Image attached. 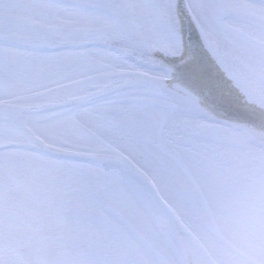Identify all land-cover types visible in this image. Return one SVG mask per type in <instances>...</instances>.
I'll use <instances>...</instances> for the list:
<instances>
[{"label":"flooded vegetation","instance_id":"af4514ba","mask_svg":"<svg viewBox=\"0 0 264 264\" xmlns=\"http://www.w3.org/2000/svg\"><path fill=\"white\" fill-rule=\"evenodd\" d=\"M119 1L130 6L134 24L133 1ZM222 1L217 29L231 32L222 22L241 20L246 34L264 37V4ZM140 29L148 46L168 53L164 42L146 39ZM260 41L235 58L210 45L224 59L227 68L215 58L222 72L264 101V38ZM133 65L140 73L136 117L142 130L137 156L142 171L119 186H102L92 219L82 230L43 239L30 238L17 209L19 192L6 189L0 197L3 264H264V150L153 86L166 79L162 72Z\"/></svg>","mask_w":264,"mask_h":264},{"label":"snow or ice","instance_id":"6c2138e0","mask_svg":"<svg viewBox=\"0 0 264 264\" xmlns=\"http://www.w3.org/2000/svg\"><path fill=\"white\" fill-rule=\"evenodd\" d=\"M118 2L0 0V197L19 192L30 238L82 230L102 186L142 171Z\"/></svg>","mask_w":264,"mask_h":264},{"label":"water","instance_id":"95a60500","mask_svg":"<svg viewBox=\"0 0 264 264\" xmlns=\"http://www.w3.org/2000/svg\"><path fill=\"white\" fill-rule=\"evenodd\" d=\"M264 4V0H246ZM115 19L131 36L133 63L162 72L164 81L155 87L183 99L204 120L238 133L251 145L264 150V101L227 77L209 50V44L197 27L186 0H167V14L173 20L175 55L148 46L133 24L130 9L119 1Z\"/></svg>","mask_w":264,"mask_h":264},{"label":"rangeland","instance_id":"374dc122","mask_svg":"<svg viewBox=\"0 0 264 264\" xmlns=\"http://www.w3.org/2000/svg\"><path fill=\"white\" fill-rule=\"evenodd\" d=\"M133 1L134 6V18L136 24L142 28L140 29L146 39L155 42V43H168L170 46L171 40L168 39V36L164 32L162 26H164V16L158 18L157 8L151 7L152 0H131ZM188 3L192 4V10L195 16L199 19L200 24H202L204 30L203 34L212 42L218 49H220L227 57H243V51L250 52L251 47H258L257 41L261 42L260 39H263L261 33H247L244 30L243 21L225 20L222 22L223 26L230 25L231 32L226 30H220L216 28V23L218 19V11L224 6L222 0H188ZM155 3L153 2V5ZM190 5V4H189ZM225 6H228L227 4ZM226 23V24H225ZM238 23H241L239 27L232 28L231 26H237ZM221 31V32H218ZM246 35H250L251 39L246 40ZM157 40H160L157 42ZM250 44L248 45V42ZM161 45V44H160ZM162 46V45H161ZM263 55V54H262ZM255 57L258 55H254Z\"/></svg>","mask_w":264,"mask_h":264},{"label":"bare ground","instance_id":"6f19581e","mask_svg":"<svg viewBox=\"0 0 264 264\" xmlns=\"http://www.w3.org/2000/svg\"><path fill=\"white\" fill-rule=\"evenodd\" d=\"M153 2L155 3L154 5H153ZM151 7L152 8L153 7L157 8L156 10H157V13H158V18H162V16H164V20L163 21H164V23H166L164 25L168 26L170 31H172L171 27L173 25V20H172L171 14H167V0H152V6ZM209 50L212 53V55L218 60L220 66L222 68L223 67L227 68L226 64L224 63V59L220 58L219 56H217L218 54L216 52L214 54L210 47H209ZM218 57L220 59H218Z\"/></svg>","mask_w":264,"mask_h":264}]
</instances>
